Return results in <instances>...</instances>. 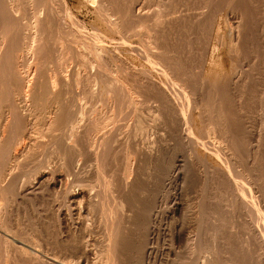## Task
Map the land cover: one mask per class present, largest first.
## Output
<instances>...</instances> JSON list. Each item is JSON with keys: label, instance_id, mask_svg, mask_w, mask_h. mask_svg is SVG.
Segmentation results:
<instances>
[{"label": "bare ground", "instance_id": "1", "mask_svg": "<svg viewBox=\"0 0 264 264\" xmlns=\"http://www.w3.org/2000/svg\"><path fill=\"white\" fill-rule=\"evenodd\" d=\"M176 1L159 2L173 14L180 2ZM245 1L246 8L254 3ZM80 2L92 8L98 23L97 27H88L91 32H87L85 22L79 21L67 0H0V264H163L160 257L165 254L160 253L158 242L165 229L168 253L176 259L171 262L167 255L164 264H264V122H260L263 116L250 132V140L246 137L250 128L245 127L253 124H242L237 112V122L232 120L230 112L234 106L228 112L232 128L218 124L216 115L217 124L207 123L210 126L203 132L204 128L200 129L194 120V112L203 105L196 98L199 91H184L171 82V96V90L166 88L170 81L167 68L160 65L164 61L158 56L162 44L156 38L161 29L153 31L155 26L160 27L164 15L153 17L150 30L151 17L143 19L149 0H125L124 8L119 2L123 12L119 5L114 9V0ZM229 3V9L230 5L233 9L234 0ZM242 6L238 5L239 10ZM115 10L125 13L122 16ZM125 16L131 17V22L124 21ZM168 17L165 19H172ZM120 22L131 26L127 28L131 35L132 31L139 34L140 30L142 34L143 30V61L156 68V61L161 58L162 69L157 67L165 82H155V77L153 80L150 73L141 70L143 67L139 72L135 69L138 73L129 70L132 79L144 76L141 78L145 85L140 84L150 93L153 90L150 95L145 88L142 89L147 96L141 94L137 89L141 85L137 82L134 87L132 79H126L127 72L123 77L121 70V77L117 71L106 68L108 59L112 62L119 56L117 51L111 54L113 58L110 56L111 47L104 45L105 34L111 31L123 36L119 30L126 28ZM103 27L109 31L104 32ZM124 37L119 39L125 40ZM126 40H118L117 45L121 44L116 48L125 45ZM112 65L120 68L118 64ZM125 68L120 69H128ZM172 78L179 80L175 75ZM240 79L239 84L243 83ZM112 85L120 93L111 91L112 87L108 89ZM256 93L257 99L264 94ZM243 94L240 98L235 96L240 99L238 103ZM117 96L120 98L116 99ZM248 102L242 103L249 106ZM239 106L242 109L245 105ZM155 122L172 132L167 133L168 141L176 148L181 143L188 162L174 157L175 148L154 146L150 135ZM224 128L233 132V142H229ZM118 143L123 144L120 167L114 161ZM109 155L112 162L106 163ZM192 160L200 163L196 172L191 168ZM190 181L201 183L202 194L198 204L184 208L179 202L183 187ZM167 202L169 207L165 206ZM93 217L103 220L102 248L97 259H90L94 246L90 238ZM181 219L186 227H178ZM177 244L182 245L180 252H175Z\"/></svg>", "mask_w": 264, "mask_h": 264}, {"label": "rangeland", "instance_id": "2", "mask_svg": "<svg viewBox=\"0 0 264 264\" xmlns=\"http://www.w3.org/2000/svg\"><path fill=\"white\" fill-rule=\"evenodd\" d=\"M67 1H68V4H69V7L73 11V13L74 14L76 13L75 15L77 16L79 21H82V22L84 21L85 22V25H86V28H87V32H91L90 28H88V27H90V25H91V27H93V25H94V27L98 26L97 21H95V19H96L95 15H93V11L91 10L92 8L90 6L84 7L83 4L81 5V3H82V2H80L81 0H67ZM159 1L160 0H149L148 5H147L149 7V10L148 11L147 10H145V11L143 10L142 12H146V11L149 12V13L146 12L147 15L145 14V17H143V19H147V18H148L147 20L151 19L150 20L151 21L150 22L151 23L150 24V28H151L150 30H152V28H153V27H151V26H153L152 25V20L156 16H160V15H162V16L164 15L165 16V17L161 16L162 17L161 21H163L164 23L160 22V25H159L161 27L162 26L161 23H163L164 26H162L161 28L155 26L156 28L154 27L153 31L156 29V31H154V32H157L159 29H161V31H158V33H156V38L159 39L157 42H160L158 44H160V45L162 44V46H163L164 43H166L164 46H167V47L163 46L164 48H162V46L159 45L160 49H162V50H160L161 54L158 55V56H161L162 59L164 58L163 59L164 61H162L163 63L160 64V61H161L160 59L161 58L159 57V60L157 59L156 62H157L158 66L160 64L162 67H165V69L166 68L168 69V71L166 69V72L168 74H170L169 76L167 74V80H168V82L170 81L168 84H170L171 82H173V83L175 82V83H177V86L179 84L178 87L180 89L182 88V89H184V91H188V92L189 91H194L193 89L195 88L196 94L199 91V93L196 95V98L198 97L197 101L202 103L203 105L205 104L206 106L201 105L200 109L201 108H204V109L203 110L201 109V111H199L200 109L198 110L200 112V114H198L199 113L198 111L194 112V120L196 122V125L198 127H200V129L204 128L203 132H206L208 130V128L210 126L208 124H210V123H212V125L214 123L217 124L218 120H219L218 124H221V125L224 124L225 127L229 126L230 128H232V124H231L232 120H235L237 122V119L239 118L240 121L242 119V124H243V122H244V124L251 123V124H248V125H252L253 124L252 127H245V129L250 128V129H247L249 133L246 132L247 130H245L246 135H247V133L249 134V136L247 135L246 137H247L248 140H250V138H251L250 137L251 136L250 132L253 133L254 128L256 127V124L257 123L259 124V118L260 117L262 118V116L264 118V105H263L264 102L261 103V101H260V100H262L264 98V94L261 96V99L260 98L257 99L258 95L256 93V91L259 92V93H262V92L264 93V88H263V86H264V0H256V1L255 0H249L250 2L254 1V3H250L248 1L250 3L249 6L251 4L253 5V7H251L252 5L250 6L251 9H249V6H248V8H246L248 3L245 4L243 2L244 0L243 1L236 0L237 4L239 3L238 4L239 7L241 5H243L242 6L243 8H240V10H239V7L236 4L235 0H234V3L236 5L233 3V6H232L234 8L236 7L235 9L234 8L232 9L231 5H230V9H229V6H228V4H230L229 2H231V4H232L233 0H228V2H227V0H224L225 2L223 0H220V1L217 2L216 5H214V3L217 0L216 1L215 0H208V1H210V3L211 2L213 3V4L211 3V7L212 8L210 7V5H209L210 3L207 0H179L180 2L178 0L177 1L176 0H172V2L173 1L179 2L178 6H176V7L180 8V10H177L179 8L176 9V7H175L176 10L175 9L172 10L173 14H172V12H170L171 10L170 11L168 10L167 6L166 7L165 6H161L162 4ZM204 1H206V2H204ZM114 2L116 4V6L113 5V7L115 6L114 9H116L117 7L119 8V6H120L121 9L119 8V10H121V12H123L124 10L122 9V7L119 4V2L121 4H123V8H124V4L127 2V0H126V2H125V0H121L119 2H118V0H114ZM220 2L221 3L224 2V3H222V5L220 6ZM245 2H247V0ZM259 2H261V4ZM185 3L188 4V5H186ZM195 3H196V5H195L196 7L195 6L193 7V5ZM201 3L202 4L204 3L203 4L204 8H203ZM205 3H207V4L205 5ZM240 3H241V5H240ZM258 3L260 4V6H259ZM149 4H150V6H149ZM182 4H185V5H182ZM191 4H193V5H191ZM223 4H226V5L223 6ZM175 5H177V4L175 3ZM190 5H191V8H189ZM199 5H200V7H198ZM207 5H209L210 10H207V8L209 9V7ZM244 5H245V7H244ZM255 5H257V8H256ZM182 6H184V7H182ZM186 6H188V7H186ZM219 6H220V8H219ZM226 6H228V7H226ZM217 7L219 8V10H215V9H218ZM224 7H226V9ZM258 7H259V9H258ZM260 7H262V8H260ZM73 8H75V10ZM77 8H78V11H77ZM83 8H86L87 10L86 9L83 10ZM185 8H186V10H183ZM194 8H196V10L199 9V11L198 10L196 11ZM213 8H215V9H213ZM221 8H222V10H221ZM244 8H246V9L243 10ZM254 8H256L257 10H255ZM79 9H80V11H79ZM202 9L205 10L204 14H203V10ZM252 9H254V10H252ZM112 11H114V10H112ZM117 11L118 10H115V12H117ZM167 11H169L168 14H166ZM118 12H120V11H118ZM176 12H178V14ZM124 13H121L122 16H123ZM148 14H149V16H148ZM169 14L172 16V19L174 18V20L169 19V21H168L167 19H165L166 17L169 16ZM197 14H199V15L197 16ZM200 14H203V15H200ZM174 15L175 16L179 15V16H177V18H176ZM146 16H148V17H146ZM171 16H169L168 18H171ZM195 17H197V18L200 17V18L196 19ZM123 18H122V20H124ZM125 18H127V19H125L124 21H126V20L130 21V19H131V17H127V16H125ZM85 20H87V21L89 20V21L87 22ZM122 20H120V21L122 22ZM132 20H135V19H132ZM136 21H137V18H136ZM121 22H120V24H121ZM130 22H128V23H130ZM166 22L168 24H165ZM128 23H125V24H127V26H128ZM87 24H89V25H87ZM132 24H134V21H132V23H130L129 25H132ZM165 25H166L167 29L165 28ZM120 26L123 28V26H125V25L121 24ZM130 27L131 26H128V27L125 26L127 31L124 30V29H123V31L119 30L120 34L122 33V35L125 36L126 39H127L126 40L125 37L123 38V39L126 40V44L125 45H121V47H120L121 49L120 48H116V47L119 44H121V43H119L117 45V41L118 40H119V42L125 41V40H120L123 36L120 37V35H118L119 33L118 34L111 33V31H109L108 28L106 29V27H103L102 30L104 32L107 31V30L110 32L109 33L107 31L110 34L109 36H108V33L105 34L106 38H105V43H104L106 48L107 47L108 48L111 47L110 49L107 48L108 51L109 50L112 51V52L109 51L110 53L109 52L108 53L113 58L114 55L112 56L111 54L114 51L115 52L117 51L116 53H118V56L122 59L121 60L119 57L116 56L117 58L114 57L115 59L113 58L112 62H111V59H108L110 62L108 60H106V62L108 61V63H106V65H107L106 68L109 67L111 70L113 69V70L117 71L118 74L121 75V77L123 76L122 72H124V74L127 72L126 73L127 77H126V74L123 77H126V79L127 78L132 79L133 77H131V75L133 76V74H132V71L129 72V70L134 69L133 72L138 73L139 70L141 69V67H143L141 70L145 69L144 70L145 73H148V74L150 73L151 74L150 76H151L152 79L155 77L154 78L155 82H157V81L158 82H165L164 78L161 76V71H159V70L162 69L160 66L159 67L161 69L159 67H157V65H155V66L158 69H156L154 67H153L154 68L153 69V68H151L148 65V63L146 61H143L144 59L146 60L145 55L143 53L144 49L140 50L142 48V46L144 45V43L142 44V41H144L143 37H145V35L143 36V34H144L143 30H141L142 34H140V30H139V34H136V32H138V31L134 30L135 32L132 31V35H131V31H128V29H127V28H130ZM162 31L165 33V35H163L164 33L163 34H159ZM123 32L124 33L126 32V33L123 34ZM127 33H130L131 38L133 37L134 34H136V35H134V39L135 38L136 39L135 40L131 39L130 35L127 34ZM151 33H152V31H151ZM126 35H128L129 37L126 36ZM160 35L161 36L163 35L166 39H164V37L163 36L161 37ZM130 39L132 41H130ZM162 39H163V41L164 40L165 41L161 42ZM113 40H114V42H113ZM128 42H130L131 44L128 43ZM134 42H136V43H134ZM109 43H111L113 45L111 46V44H110V46H109ZM132 43L135 44V45L133 44L134 47H131ZM128 44H130V45H128ZM127 45L130 46V47H128ZM124 46H125V48H128V50L129 49L130 50L128 51L127 49H125ZM143 48H144V46H143ZM113 49H119V50H113ZM134 49H137V51L134 50ZM123 50L124 51H128V52H124ZM131 50H132L133 54L130 53ZM133 50H134V52L135 51L136 52L134 53ZM120 51L123 52V53H120ZM139 51L141 52L142 58H140L141 56H140V52ZM168 51H169V53L166 55L165 53H167ZM162 52L165 55H163ZM136 53H137V55H135ZM158 53H159V51H158ZM158 53H156V54H158ZM122 54H123V56H122ZM133 55H134V57H133ZM168 55H169L170 58L167 57ZM130 56H132V57H130ZM154 56H155V53H154ZM143 57H144V59H143ZM165 57H166V60H167L166 63H170L169 65L165 63ZM124 58H126V59H124ZM131 58H132V60H131ZM118 60L120 62H122L123 64H125V65L120 63ZM125 61H126V63H125ZM127 61H130V62H127ZM117 62H119V63H117ZM112 63L114 65L118 64L117 65L118 68L119 67L120 68L126 67L128 69L125 68L127 71L126 70L124 71V69H120V68L117 70V68L115 69V67L112 65ZM129 63H132L134 65L129 64ZM108 64L110 66H108ZM128 64H129V67L131 66L130 69H129L128 66H126ZM142 64L143 65L145 64V66H143ZM163 64L166 65V66H164ZM167 65H168V67H167ZM242 65H244L245 67L242 66ZM112 66H113V68H111ZM132 66H134V68ZM135 69L138 72L135 71ZM147 69H149V70L151 69L152 71L150 70L151 71L150 72ZM240 69H242V71H240ZM107 70H108V68H107ZM121 70H122V72H121ZM146 70H147V72H146ZM157 70L160 72V75L157 74V73H159V72H156ZM239 72H242L243 75L238 76ZM128 73H129V75H128ZM244 74H246V76ZM158 75H159L160 81H159ZM174 75L176 77H179V80H178V78H176L174 80V78H172V77H174ZM141 76L144 77L143 75H139V76L136 77L137 79L136 78L132 79L133 82L131 81V84L134 87H136V85L139 83V85H141V86L137 85V89L139 91L141 90L140 91L141 94L145 93L144 96H147L146 94L149 91V89L147 91V88H145L143 86L145 84H143L144 83L143 82L144 79L141 78ZM168 77L170 78V80L168 79ZM240 77L242 78V81H243V83H241V84H239L241 82L240 81L241 80ZM156 78H158V80ZM140 79L141 80L143 79V80L141 81ZM134 80H137V81H134ZM177 80L179 81V83L176 82ZM258 80H260V83H259ZM236 81H237V83H236ZM261 82H263V83H261ZM140 83H142L143 85L140 84ZM256 84L257 85L259 84L258 88L253 89L254 86L257 87ZM170 86H171V84L170 85L166 84L167 90L168 91L171 90L170 91V95L173 96L172 93H171L173 88L171 89L172 86L171 87ZM114 87L115 86H113V85L109 86V88L107 86L108 89L111 88L110 89L111 91L114 90L113 92H116V91L118 92L119 88L115 87V89H114ZM259 87H261V88H259ZM142 88H145V90L147 92L144 89H142ZM260 89H261L262 92L260 91ZM239 90H241V91L239 92ZM245 90L247 91V93H245L246 92ZM253 90H255V94H256V95H254V97H255L254 99L255 100H253V95H252V94H254V93H252V92H254ZM152 92H153V90H151V93L149 91V95L152 94ZM118 93H120V91ZM231 93H232V95H234V94L235 95L232 96V95H230ZM237 93H239V94H237ZM243 93H245V94H243ZM221 94H222V96H220ZM241 94H243L244 97H242V101L240 103H238L240 101L239 98H240ZM223 95H224V97H223ZM226 95H227L228 99H227ZM236 95H238L239 98L238 97L235 98ZM118 97L119 96H117L116 99H118ZM221 97H222V99L224 101H222V99H220ZM231 97L235 98L236 101H234L233 98H231ZM224 98H226L228 100V102H230V103L233 102L235 104L232 103L231 105H229L230 103H228L226 101V99H224ZM243 98H246V99L243 100ZM230 99L232 100V102H231ZM250 99H252L253 102H250V101H252ZM246 100H249L250 103L248 101H246ZM244 101H246V102H244ZM263 101H264V99H263ZM242 102L243 103H247L248 102L249 106L247 104H243ZM236 103H238L239 105L241 104V105H245V106H242V109H241V106H239L238 104L236 105ZM260 104H261V106H260ZM246 105H247V107H246ZM233 106H234L233 109H235V111H233V109H231ZM250 106L251 107L255 106V107L251 108ZM228 107H230V108L228 109ZM257 107H260V108L258 109ZM218 108H220V110H218ZM206 109H207V111H205ZM230 109H231L230 113L233 114L232 115L233 119L231 118V114L228 113L230 111ZM256 109H257V111H256ZM260 110H262V111H260ZM208 111H209V114H208ZM216 111L217 112L219 111L221 113L220 116L218 115L219 112L217 113ZM258 111H260V112L258 113ZM234 112H237L239 116L238 115H234ZM201 113H203V114L206 113L205 115H209V116H206L208 118H206L205 115L203 116V114H201ZM229 114H230V116H227ZM257 114H258V116H257ZM196 115H199V116H196ZM216 115H217V118H219V119H217V121H216V118H215ZM244 115L245 116L247 115L246 116L247 120H245L246 117ZM236 116H238V118ZM241 116H242V118H241ZM243 117H245V119H243ZM200 120H202L201 122H203V124H200L201 123ZM205 121H207V122H205ZM235 121H233V123H235ZM262 121L264 122V119H262V120L260 119V122H262ZM204 122L206 123L205 127H202V125L204 126ZM220 122H222V123H220ZM229 122H231V123L228 124ZM155 123L153 124L152 133L150 135L151 142H153L154 146H157L158 144H161L162 146H164L166 148H171L172 147L171 144H173V143L168 141V138L170 140V135L167 134V133L170 132V130H167L166 128L164 129L163 127H162L163 128L162 129L161 125L159 126V124H157V123L155 124ZM248 125H246V126H248ZM224 126H222V127H224ZM251 128H253V130H251ZM224 129H226V128H224ZM171 133L172 132H170V134ZM225 133L226 134L229 133V132H227V129L225 130ZM231 133L233 134V132H231V131H230L229 134H227V135L225 134L226 136L229 137V139H228L229 142H230V140H232L231 139V135H230ZM263 135H264V133H263ZM232 142H233V140H232ZM177 143H180V142H177ZM180 144L179 145L176 144L178 146L177 148H176V146L172 147V148L177 149L176 150L177 152H176L174 157H177V159L179 161H182V162L185 161L186 162L188 160V157L186 156L187 151L184 152V150H182V148L183 149H185V148L182 145H181V147H182L181 148ZM115 147L117 148V152L114 155V161H115V165L120 167L122 165V160H123L122 159L123 144L122 143H118V144H116ZM192 161L194 162V160H192ZM105 162L106 163H111L112 162V158H111L110 155L108 156V158L106 157V161ZM190 165H191V168H192L193 172H196L197 169L199 168L198 165H200V163H198V161L196 162V160H195V162L191 163ZM242 166L246 167L245 164H243ZM202 187L203 186L201 185L200 182H191V183L185 184V186L182 189V194H183L182 197L183 198L181 197L182 201L179 202V205L180 206L182 205L185 208L186 206L190 207L193 204H198L199 203V195L202 194L201 193ZM165 206L169 207L168 202L165 204ZM177 219L180 220V218H177ZM181 220H182V224H181V221H180V223H178L179 224L178 227H180L181 225L183 227L184 226L186 227V225L183 223V219H181ZM91 222H92V230H91V233H90V238H91V240H92L91 242H93L94 246L92 248V252L93 253L91 252L92 255L90 256V259L92 257L93 258L95 257L97 259V258L100 257V252H101V248H102L103 220H99L97 217L96 218L93 217ZM162 224L166 225V221H163ZM192 226H193V224H192ZM184 230H186V229L184 228ZM166 235H167V230L165 229L163 231L162 235H161V238L159 239V242H158V246L160 248V250H159L160 253L162 252L163 254H165V256L161 255L163 258L160 257L161 258V262L163 264H164V261L167 258L170 259L171 262H172V260L175 261V259H176V258L171 259L173 257H172V255H170L168 253L170 251H169V248H167L168 247L167 241H165L166 238H167ZM181 246H182L181 244H177L175 246V252H177V251L180 252V250H181L180 247ZM167 255H170V257H167ZM166 262H167V260H166ZM171 262H169V263H171Z\"/></svg>", "mask_w": 264, "mask_h": 264}]
</instances>
